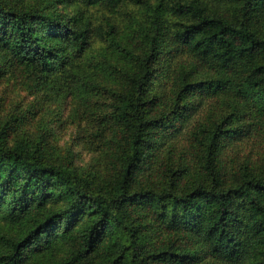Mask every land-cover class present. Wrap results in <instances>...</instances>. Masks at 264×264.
I'll list each match as a JSON object with an SVG mask.
<instances>
[{
    "label": "trees",
    "instance_id": "obj_1",
    "mask_svg": "<svg viewBox=\"0 0 264 264\" xmlns=\"http://www.w3.org/2000/svg\"><path fill=\"white\" fill-rule=\"evenodd\" d=\"M61 1L113 13L142 1L150 12L149 27L141 26L148 42L137 53L122 48L134 67L118 70L123 89L113 92L111 119L127 151L113 184L96 192L71 168L42 160L39 148L6 146L0 130V219L23 230L17 238L0 233V264H90L102 247L115 252L105 264H264V160L239 179L214 171L252 125L264 134V0ZM114 31L111 20L93 23L82 8L66 16L0 4V47L14 65L83 98L95 87L81 81L83 58L94 39L114 42ZM220 101L228 115L195 119ZM180 136L205 161L206 177L180 191L177 183L133 190L137 172L177 149ZM52 202L61 206L50 209ZM61 246L64 258L50 263Z\"/></svg>",
    "mask_w": 264,
    "mask_h": 264
},
{
    "label": "rangeland",
    "instance_id": "obj_2",
    "mask_svg": "<svg viewBox=\"0 0 264 264\" xmlns=\"http://www.w3.org/2000/svg\"><path fill=\"white\" fill-rule=\"evenodd\" d=\"M141 2H127L120 7V12L113 13L61 0H0L6 9L38 10L66 16H73L77 8H82L93 23L107 18L115 24L114 42L94 39L83 58L81 81L85 77L92 79L95 86L85 98L78 89L69 92L39 77L33 79L30 71L16 67L12 58L0 47V130L5 128L6 146L21 144L31 151L39 148L41 153L37 151L36 155L42 160L71 168L77 176L88 180L91 189L96 192H104L113 184L118 177L123 151H127L125 137L117 134V126L111 119L116 105L113 92L123 89L124 78L119 75L120 70L129 72L134 67V62L123 53L122 48L137 53L146 41L141 26L148 25L150 12ZM149 2L156 4L155 0ZM109 73L119 76L110 77ZM212 108L211 114L201 109L195 119H201L206 124L231 112L227 102L213 103ZM242 109L247 116L244 122L254 123L255 109L250 106ZM251 127L255 130L249 131L247 138L225 149L214 171L221 169L223 174L232 178L244 171H258L264 160V134L258 125ZM149 163L148 167L137 172L133 190L147 187L162 190L177 183V191H180L206 174L203 169L205 161L191 151L186 136L179 137L177 149H163ZM212 164L215 165V162ZM204 175L202 178L206 177ZM60 206V203L52 202L48 207L58 209ZM22 232L21 228L0 219L1 234L17 238ZM120 237L118 233L117 238ZM66 251V247L61 246L53 258L47 260L50 263L52 259L60 260ZM114 254L113 249L102 247L91 257L90 264H105Z\"/></svg>",
    "mask_w": 264,
    "mask_h": 264
}]
</instances>
